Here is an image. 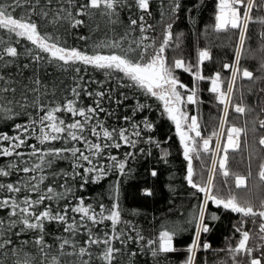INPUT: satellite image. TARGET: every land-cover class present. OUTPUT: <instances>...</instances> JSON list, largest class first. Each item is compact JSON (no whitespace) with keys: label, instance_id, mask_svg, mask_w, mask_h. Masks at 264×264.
<instances>
[{"label":"snow or ice","instance_id":"obj_1","mask_svg":"<svg viewBox=\"0 0 264 264\" xmlns=\"http://www.w3.org/2000/svg\"><path fill=\"white\" fill-rule=\"evenodd\" d=\"M167 7L171 18H177L181 9L179 0H170ZM125 9L129 15L123 33L118 38H108V32L122 23L120 13ZM151 16L152 0H0V119L24 116L28 121L14 125L16 135L0 133V157L16 158L0 167V178L17 173L28 177L25 180L18 176L15 182L0 183V191L6 193L0 197V212L5 213L0 217V264H94V261L135 264L132 258L140 256L150 257L151 264H171L170 256L180 251L186 253L181 264H197L198 254L209 251L225 253L218 264H264V197L254 199L236 191L249 189L252 155L246 174L233 169L230 157V152L243 151L252 133L258 146L256 158L260 161L256 177L264 189V96L259 95L264 93V87L258 90L259 101L252 105L246 103L243 91L238 89V82L255 85L264 81V57L257 69L259 76L241 63L246 56L255 58L247 47L251 25L260 26L259 51L264 52V0H215L212 31L235 36L233 60L222 64L228 77L221 71L204 74L206 62L213 61L208 47L198 49L194 61L185 59L182 52L177 53L183 34L174 37L171 22L164 28L159 43L148 36L154 30L146 19ZM97 21H103L107 30L104 39L92 42L91 51L68 46L65 34L80 28L99 30ZM136 31L139 37L130 39ZM78 39L90 37L80 35ZM21 41L27 42L23 52L18 48ZM45 64L59 72L71 70L76 74L72 77L74 86L66 90L71 99L63 95L62 81L42 79L40 71ZM82 67L85 72L91 68L102 73L105 80H85ZM25 72L30 75L25 76ZM178 72L189 74L193 85L185 84ZM111 80L118 89L138 91L159 102L161 116L174 125L187 162L184 179L197 200L184 227L165 222L155 233H146L126 220L120 203L119 180L111 188L112 203L105 205L98 200L96 206L86 203L84 197H77L68 183L79 178L83 190L89 183H100L113 169L126 176L129 159L151 155L150 147H138L141 143L160 148V141L146 135L155 131V124L146 116L139 122L134 119L137 114L151 110L147 102L137 99L133 112L120 118L127 127L106 126L101 116L112 117L114 111L105 102L119 107L130 98L125 92L117 97L114 88L105 87ZM201 82L210 84L208 90L221 113L208 136L203 135L198 113L203 103L199 95ZM89 84H96L97 89L90 91ZM82 97L91 103L85 105ZM188 106L196 111L190 112ZM230 113L237 120L242 119L243 124L232 122ZM30 139L36 143H28ZM4 142L7 146H3ZM56 142L63 146L43 147ZM122 147L129 149L123 159L107 151ZM25 148L30 151H21ZM162 152L161 158L167 162L168 152ZM204 154L210 160L207 175L203 167L198 172L195 165L196 160L202 166L205 164ZM31 157L39 162L30 163ZM105 157L110 161L108 165L101 163ZM68 159L72 162L71 171L57 169L50 173L52 181L63 180L59 184L63 191L53 183L45 185L49 179L45 169H52L58 160ZM150 174L156 177L157 171ZM143 194L150 197L153 193L146 189ZM61 200L69 202L54 209L50 202ZM209 204L237 217L231 235L225 237V246L220 249H213L207 239H202L221 218L209 210ZM49 224L61 225V232L66 235L55 236L49 243L46 239L50 235L46 231ZM187 226H191V243L181 249L176 246V239L188 231Z\"/></svg>","mask_w":264,"mask_h":264},{"label":"trees","instance_id":"obj_2","mask_svg":"<svg viewBox=\"0 0 264 264\" xmlns=\"http://www.w3.org/2000/svg\"><path fill=\"white\" fill-rule=\"evenodd\" d=\"M181 4V9L179 11L178 17L175 19L171 18V13L168 11V5L170 0H152V16L150 18L146 17L147 22L154 26V30L147 33L148 36L156 39L159 43L162 39L163 30L166 25L171 22L173 27L172 31L174 37L180 33L183 34L181 37V48L177 49V53L183 54L185 59L194 61L196 57V52L198 49L208 47L212 51L213 61L206 62L204 66V74L211 75L215 71H221L224 77H228L229 73L222 69L223 63H230L233 60L234 48H235V36L231 33H216L212 31L211 26L213 24L214 18V7L215 0H179ZM196 5L197 7H194ZM191 9V12H189ZM136 10L133 9V13ZM161 13H164L161 16ZM129 12L127 9L120 13L122 23L116 26L115 31L108 32V38H118L124 31V25L127 24ZM135 18V16L133 17ZM100 23L99 30H92L90 28H80L72 29L70 34H65L64 39H66L68 46L81 48L83 50L91 51V44L93 41L98 39H104V32L107 30L103 21H97ZM95 26L93 25V28ZM260 26L251 25L250 26V40L248 41L247 47H249L255 55V58L246 56L242 59L241 63L244 67L249 68L254 71L257 76L261 75L257 71L260 65L261 57H264V52H260V41L258 38V31ZM80 35H85L90 37L88 40H80L78 37ZM140 33L138 31L133 32L131 38H138ZM26 41H21L18 48L23 52V46L26 45ZM31 47L30 45H28ZM106 51V50H105ZM172 55V52H169ZM23 62H28L27 60H22ZM13 72L16 69H12ZM179 78L187 84L189 87L193 85L192 77L187 73L178 72ZM25 76H29L30 72H25ZM40 75L44 81L57 80L62 81L60 84V89L63 95L67 96L69 99L72 97L68 94L67 89L74 86L75 82L72 77L76 75L71 70L69 72H59L53 67L47 64L40 71ZM81 75L84 76L85 80H96L104 81L105 77L102 73L97 72L91 68H88L85 72L82 67ZM89 90L97 89L96 84H89ZM105 87H112L115 89V95L118 97L121 92H125L130 97L125 101L124 105L119 107L114 104L105 102V106L114 111L112 117L101 116V119L105 121L106 126L110 127H127L128 125L122 119L125 115H130L133 112L135 106V101L138 99L140 102H147L152 106L151 110H145L143 113L137 114L134 119L139 122L142 117H147L150 121L155 124V131L152 133H146V135H151L155 140L160 141V148L155 147V145H145L141 143L138 147L151 148V155H137L134 159H129L127 163L126 172L128 175L120 176L113 169L107 178L102 180L100 183H89L83 190L79 187V178L76 180L68 181L69 185L73 188L75 195L77 197H84L86 203H91L96 206L97 201H102L105 205H110L112 203L111 188L112 185L119 180L120 189V203L123 209L124 218L126 220L132 221L134 224L139 225L143 228L146 233H155L157 228L162 223L168 224H178L182 227L185 226L186 218L191 212L193 206L197 204L196 198L192 195L194 191L188 187L184 177L186 176V166L187 162L183 158V150L180 148L177 138L175 135L174 125L168 121L166 118L161 116V107L159 102L151 98L144 97L138 91L133 93L131 89H118L116 88L115 81L111 80L105 83ZM249 87L252 88L251 93H249ZM264 87V81L257 82L252 85L249 81H243L242 84L238 82V89L242 90L245 96L246 103L252 105L259 101V96L257 95L258 90ZM210 84L208 82L200 83V98L203 103L199 105L198 113L202 125V132L204 136L211 134L212 130L217 126L219 117L221 116L220 111L215 106V100L213 94L208 90ZM260 96H264V93H260ZM85 105L90 104L91 100L88 98H83ZM127 105V107L125 106ZM188 110L190 112H195L196 109L193 106H189ZM70 119V118H66ZM229 119L237 124H243V120H237L234 113H230ZM252 116L248 117L251 121ZM27 117L19 116L14 120H2L0 119V133H7L8 135H16V130L14 128L15 124H25L27 123ZM251 127V123H249ZM88 135V133H85ZM91 139H94L90 137ZM214 142V141H213ZM28 143H36L35 139H30ZM3 146H7V142H4ZM63 146L61 142H56L54 145H44L43 147H61ZM70 146V145H69ZM83 147L82 145H78ZM258 146L255 144L253 139V134H249V141L243 146L242 152L231 153L232 157V167L235 171L241 172L242 174L247 173V164L249 161L250 154L252 155L251 160V171L253 173L252 178L249 179V189L248 190H236L237 194H247L254 199L264 197V189L259 185L258 178L256 177L258 163L260 162L256 158ZM165 150L168 152L167 162L162 159L163 152ZM21 151L28 152L30 149H21ZM112 155L118 156V158L123 159L124 153L129 151L126 147L120 149H110L107 150ZM135 151V150H133ZM27 158V157H26ZM205 164L202 166L200 160L195 161L197 171L201 170V167L205 169V175H207V167L210 164L208 159V154H204ZM15 157L6 158L0 157V167H5L10 162L15 161ZM39 162L36 157L30 158V163ZM102 164L108 165L110 161L105 157ZM71 159L68 160H58L53 165L52 169H45L44 174L49 176V179L45 181V185L53 183L59 191L63 189L59 188V184L63 182L61 179L52 181L50 173L56 171L57 169L63 171H71ZM130 170V171H129ZM156 170L157 176L152 177L151 171ZM36 175H40L39 172ZM20 176L27 180V176L22 173L13 174L7 178H0V183L15 182L17 177ZM44 187V185H41ZM151 190L152 196H145L143 194L144 190ZM174 189V191H173ZM6 195V193L0 191V197ZM35 198V196H33ZM67 200H61L59 202H50L52 207L56 209L57 207H63ZM46 203H49L46 201ZM72 205H75L76 201H71ZM209 210L216 212L220 215V220L216 222L215 227L212 232L207 234L206 237L202 239H207L211 244L213 249H220L225 246V237L231 235L232 225L236 221L237 217L230 213L225 212L222 209H216L212 204H209ZM133 211L138 212V215H132ZM5 213L0 212V217L4 216ZM188 231L182 232L176 239V246L178 248H186L191 243V226H187ZM62 226L58 224L46 225V231L50 235L46 236L49 243H52L55 236L66 235L61 232ZM31 236L32 234H28ZM27 237H21L24 239ZM77 239H81L77 237ZM28 249H26L27 251ZM31 251L35 253V249L32 248ZM186 256L183 251L177 252L170 256L171 264H181V261ZM225 257V253L221 252L219 254L209 251L201 252L198 254L197 264H218V261ZM135 264H151V258L147 256H140L137 258H132ZM94 264H99L98 261H94Z\"/></svg>","mask_w":264,"mask_h":264},{"label":"water","instance_id":"obj_3","mask_svg":"<svg viewBox=\"0 0 264 264\" xmlns=\"http://www.w3.org/2000/svg\"><path fill=\"white\" fill-rule=\"evenodd\" d=\"M174 130H175V128H174ZM176 138H177V142H178V144H179L180 148L182 149V146L180 145V143H179V139H178V137H177V136H176Z\"/></svg>","mask_w":264,"mask_h":264},{"label":"rangeland","instance_id":"obj_4","mask_svg":"<svg viewBox=\"0 0 264 264\" xmlns=\"http://www.w3.org/2000/svg\"><path fill=\"white\" fill-rule=\"evenodd\" d=\"M189 107V106H188ZM214 142H213V144H215V140H213Z\"/></svg>","mask_w":264,"mask_h":264},{"label":"flooded vegetation","instance_id":"obj_5","mask_svg":"<svg viewBox=\"0 0 264 264\" xmlns=\"http://www.w3.org/2000/svg\"><path fill=\"white\" fill-rule=\"evenodd\" d=\"M235 215V214H234ZM236 216V215H235Z\"/></svg>","mask_w":264,"mask_h":264}]
</instances>
